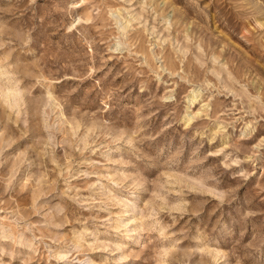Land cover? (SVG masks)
<instances>
[{
    "label": "rangeland",
    "instance_id": "374dc122",
    "mask_svg": "<svg viewBox=\"0 0 264 264\" xmlns=\"http://www.w3.org/2000/svg\"><path fill=\"white\" fill-rule=\"evenodd\" d=\"M0 264H264V0H0Z\"/></svg>",
    "mask_w": 264,
    "mask_h": 264
}]
</instances>
